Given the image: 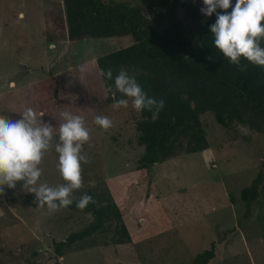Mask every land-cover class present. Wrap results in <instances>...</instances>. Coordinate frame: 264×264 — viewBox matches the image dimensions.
<instances>
[{
	"label": "rangeland",
	"instance_id": "rangeland-1",
	"mask_svg": "<svg viewBox=\"0 0 264 264\" xmlns=\"http://www.w3.org/2000/svg\"><path fill=\"white\" fill-rule=\"evenodd\" d=\"M102 1L125 3L146 14L148 0ZM183 1L199 10L204 6L203 0ZM53 10L63 17L60 0H0V115L19 119L26 108L35 110L33 86L58 75L66 105L54 114V131L63 122L60 113L68 111L81 116L91 134L84 145L90 162L82 165L83 187L74 197L88 194L97 207L110 199L122 221L112 219L58 258L54 244L81 232L93 216L67 208L49 214L27 200L34 194L23 188V181L15 189L5 186L0 196V264H193L212 243L214 258L208 264H264V133L237 123L224 128L212 113H205L200 121L207 149L154 165L140 184L139 114L131 100L119 110L106 102L95 64L98 57L131 45V39L70 42L66 32L50 29L51 20L58 18ZM175 20L195 44L197 24L184 10L176 11ZM97 115L107 116L113 126L104 131L95 125ZM41 168L39 183H65L54 150L45 155ZM259 172V196L246 215L240 194ZM122 225L130 238L124 244L118 242Z\"/></svg>",
	"mask_w": 264,
	"mask_h": 264
},
{
	"label": "trees",
	"instance_id": "trees-1",
	"mask_svg": "<svg viewBox=\"0 0 264 264\" xmlns=\"http://www.w3.org/2000/svg\"><path fill=\"white\" fill-rule=\"evenodd\" d=\"M60 1L64 9L63 17L60 18L53 10V16L58 18L50 22L52 32H66L70 42L131 39V45L96 59L99 76L101 69L111 68L115 76L124 68L135 75L149 96L165 102L155 120L147 110L138 113L136 144L143 148L137 165L140 184L149 177L154 165L181 154L207 149L206 133L200 121V116L205 113H212L216 123L224 128L237 123L252 132L264 133V67L242 59L241 63L247 65V70L241 72L223 57L215 48L210 32V26L216 20L215 13L207 17L183 0H148L146 14L137 7L114 1ZM178 10H184L197 24L195 44L185 36L181 24L175 20ZM227 11L230 12L231 8ZM100 78L104 90L107 83L114 82ZM33 91L35 111L55 127L54 114L66 105L59 76L36 83ZM106 102L114 101L107 97ZM262 178L263 174L259 172L241 191L240 201L246 206V215L251 203L259 196ZM147 187V196L150 197L152 188L149 184ZM27 200L35 201V195L27 196ZM107 201L101 207L89 204L82 211L91 214L92 221L81 232L54 244L58 258L62 257L64 249L100 232L112 219L121 223L122 212L110 199ZM67 209L79 210L75 203ZM120 232L122 238L118 242H130L123 225ZM213 258L212 243L209 250L195 257L193 264H208Z\"/></svg>",
	"mask_w": 264,
	"mask_h": 264
},
{
	"label": "clouds",
	"instance_id": "clouds-1",
	"mask_svg": "<svg viewBox=\"0 0 264 264\" xmlns=\"http://www.w3.org/2000/svg\"><path fill=\"white\" fill-rule=\"evenodd\" d=\"M203 5L200 9L203 15L211 17L216 14L210 32L215 48L223 57L241 72L247 70L242 59L264 67V0H235L234 5L232 0H203ZM230 8L231 11H227ZM100 76L106 81H114L105 85V96L112 98L115 110L128 108L131 100L133 110L138 113L147 110L155 120L164 108V100L149 96L135 75L124 68L115 76L111 68L101 69ZM19 115V119L0 115V196L4 195L5 186L15 189L17 182L23 181V188L35 195L37 207L46 208L49 214L73 203L81 211L94 204L93 197L88 194L79 199L74 197V192L83 187L82 165L90 162L84 145L91 141V134L84 119L62 111L63 122L55 132L56 127L30 107ZM94 124L104 131L113 126L112 120L102 115L95 117ZM52 150L58 154V171L65 182L55 187L39 183L43 174L41 164Z\"/></svg>",
	"mask_w": 264,
	"mask_h": 264
},
{
	"label": "crops",
	"instance_id": "crops-1",
	"mask_svg": "<svg viewBox=\"0 0 264 264\" xmlns=\"http://www.w3.org/2000/svg\"><path fill=\"white\" fill-rule=\"evenodd\" d=\"M165 162V161H164ZM163 163V162H162Z\"/></svg>",
	"mask_w": 264,
	"mask_h": 264
}]
</instances>
